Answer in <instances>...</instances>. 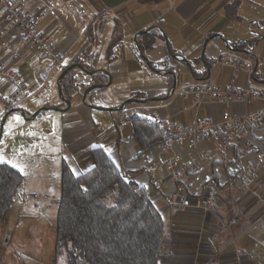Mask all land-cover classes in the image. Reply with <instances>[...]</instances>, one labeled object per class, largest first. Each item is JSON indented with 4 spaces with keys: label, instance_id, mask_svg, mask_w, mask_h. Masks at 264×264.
Listing matches in <instances>:
<instances>
[{
    "label": "crops",
    "instance_id": "0c3cea01",
    "mask_svg": "<svg viewBox=\"0 0 264 264\" xmlns=\"http://www.w3.org/2000/svg\"><path fill=\"white\" fill-rule=\"evenodd\" d=\"M23 1L24 8L32 11L42 9L47 2ZM53 1L56 8L46 14L38 31L49 35L56 44L61 57L58 63L10 28L0 8V69L19 76L16 82L0 75V94L18 97L13 109L22 110L26 120L47 111L59 114L44 117V133L55 138L45 153L46 161L53 162L54 157L59 169L65 161L74 174H80L92 166L90 150L100 147L127 179L144 186L164 223L158 264H204L214 255L217 264H264V235L256 238L255 231H251L255 218L264 213V197H247L251 191L229 190L221 185L233 165L201 162V173L218 182L214 209L208 213L195 206L192 195L187 197L183 210L170 207L166 203V196L174 190L170 173L162 169L150 175L145 170L150 163L173 154L180 158L176 164L179 170L184 161H193L202 150L215 152L218 139L202 140L196 150L189 141L169 150L160 142L141 154L131 139L129 121L116 126L118 112L128 114L139 107L176 125H189L194 118L220 120L226 113L260 108L259 100L245 105L206 99L197 106L189 91L205 82L224 88L230 71L221 62L231 55L246 58L250 65L249 72L238 75V87L258 90L264 86V0ZM154 25L164 32L168 46L156 28L138 36L147 64L138 56L134 37ZM148 33L154 35L152 47L146 44L151 36ZM116 38L118 42L108 55ZM72 63L98 72L89 75L79 68L72 71L76 87L66 91L64 86L62 91L69 100L67 106L58 95L57 79ZM101 71L110 74L109 85L92 90L82 101L86 87L108 82V76ZM125 101L128 102L122 110H113ZM128 104L131 106L127 112L124 109ZM52 106L62 110L37 113L42 107ZM32 113L37 114L30 118ZM5 114L4 123L10 124L13 115L19 113H3L0 122ZM263 131L264 120L251 128L254 138ZM263 175L264 164L252 185L264 187ZM29 199L21 197L23 203ZM14 233L12 227L0 224V264H5L11 250H15L11 245Z\"/></svg>",
    "mask_w": 264,
    "mask_h": 264
},
{
    "label": "trees",
    "instance_id": "16d2710c",
    "mask_svg": "<svg viewBox=\"0 0 264 264\" xmlns=\"http://www.w3.org/2000/svg\"><path fill=\"white\" fill-rule=\"evenodd\" d=\"M148 35L146 44L152 47L154 35ZM117 42V38L112 41L108 55ZM74 69L64 75L62 91L64 86L66 91L75 89L70 75ZM129 125L141 154L162 141L146 117L132 114ZM90 158L91 168L80 174H74L65 161L61 164L55 225L60 264H158L164 223L145 187L127 179L102 148H92ZM22 182L17 169L0 162V220L6 217ZM106 199L112 204H106Z\"/></svg>",
    "mask_w": 264,
    "mask_h": 264
},
{
    "label": "built area",
    "instance_id": "2783aa9c",
    "mask_svg": "<svg viewBox=\"0 0 264 264\" xmlns=\"http://www.w3.org/2000/svg\"><path fill=\"white\" fill-rule=\"evenodd\" d=\"M0 8L3 9L10 28L16 29L38 51L51 57L54 63L60 61V54L56 51L57 46L51 37L38 31L39 23L46 14L56 8L53 0H47L44 7L37 11L26 10L23 0H0ZM221 63L230 71L227 85L224 88L210 82L197 85L189 91L194 104L198 106L202 101L211 99L225 103L239 101L249 105L252 101L259 100L262 102L260 108L247 109L240 114L226 113L220 120L194 118L189 125L169 124L164 119L153 116L145 107H139L128 114L120 111L116 117L117 127L128 122L132 114L148 118L158 129L162 137L161 146L166 150L182 141H189L196 150L200 141L218 139L215 152L202 150L193 161H184L179 170L176 169V164L180 158L175 154L156 160L146 167L145 170L150 175L162 169L170 173L174 190L166 196V203L174 209L183 210L190 195L195 197V206L202 212L208 213L214 209L218 182L211 176L201 173V162L216 161L222 167L233 165V170L226 176L224 185L226 189L241 188L244 192L251 191V184L264 164V131L259 138H254L251 133V128L264 116V86L258 90L237 86L238 75L250 70L246 58L231 55L223 58ZM0 75L16 82L19 80V76L11 71L0 69ZM17 98L0 94V116L16 106ZM238 152L242 153V156H239ZM257 220L259 228L264 232L262 216ZM220 225L223 226L224 222L221 221ZM204 264H217V256H211Z\"/></svg>",
    "mask_w": 264,
    "mask_h": 264
},
{
    "label": "rangeland",
    "instance_id": "374dc122",
    "mask_svg": "<svg viewBox=\"0 0 264 264\" xmlns=\"http://www.w3.org/2000/svg\"><path fill=\"white\" fill-rule=\"evenodd\" d=\"M130 106L131 104H128L124 110L128 112ZM48 115L59 114L47 111L43 112L42 116L28 120L20 114H14L11 123H4L2 127L0 162L18 168L23 176V182L12 200L6 217L0 220V224L15 229L11 242L15 250H11V256L6 258L5 264L61 263L62 258L57 257L55 253L60 169L54 163V157L53 162H47L45 157V153L55 141L51 133L48 135L44 133V117ZM263 189L259 183L251 184V192L247 197H264ZM22 195L30 199L23 203ZM105 202L108 205L112 204L111 199H106ZM18 212L21 213L20 217ZM260 216L264 221V213L258 217ZM258 217L254 216L255 221L251 227L256 238L264 235L259 228Z\"/></svg>",
    "mask_w": 264,
    "mask_h": 264
},
{
    "label": "water",
    "instance_id": "95a60500",
    "mask_svg": "<svg viewBox=\"0 0 264 264\" xmlns=\"http://www.w3.org/2000/svg\"><path fill=\"white\" fill-rule=\"evenodd\" d=\"M154 28L158 29V30L161 32V34L163 35V38H164L165 44H166V46H168V45H167V44H168V43H167V39H166V36H165L164 32L160 29V27L155 26V25H154V26H151V27H148V28H146V29H144V30L138 31V32L136 33L135 37H134V43H135V47H136V50H137L138 56H139L140 58L144 59V60L146 61L147 64H148V61L146 60L145 56L141 53V51H140V49H139V44H138V41H137V37L140 36L141 34H144V33L148 32V31H150L151 29H154ZM230 43H231V42H230ZM184 62H185V61H184ZM185 63H186V62H185ZM188 67H189V66H188ZM73 68H79L80 70H82L83 72H85V73H87V74H89V75H93L94 73L98 72L97 70H91V71L87 70V69H86L81 63H72L71 65H68L67 67H65V68L62 70V72L60 73V75H59V77H58V79H57V90H58V95H59V97L62 99L63 102L66 103L67 106L69 105V100H68L67 98H65L64 95H63V93H62V89H61V81H62L64 75H65L69 70H71V69H73ZM189 69H190V67H189ZM101 72H103L105 75L108 76V82L105 83V84H92V85H89L88 87H86V89L84 90V92H83V94H82V101L88 96V94H89L92 90L101 89V88H104V87H106V86L109 85L110 80H111V79H110V74H109L108 72H106V71H101ZM171 89H174V82H173V85L171 86ZM128 101H135V100L130 99V100H128ZM128 101L123 102L119 107H117V108H115V109H113V110H115V111L122 110L123 107H124V105H125ZM91 106H92V105H91ZM92 107H95V106H92ZM95 108H98V107H95ZM49 109L56 110V111H61V110H62V109H60L59 107H42L41 109H39V111H37V113L40 112V111H42V110H49ZM10 112H17V113H19L21 116L24 117V112H23L22 110H20V109H16V108H15V109L10 110L9 113H10ZM37 113H34L30 118H33ZM6 116H7V114H5V115L3 116V118L1 119V122H0V136H1L2 127H3V123H4V120H5Z\"/></svg>",
    "mask_w": 264,
    "mask_h": 264
}]
</instances>
